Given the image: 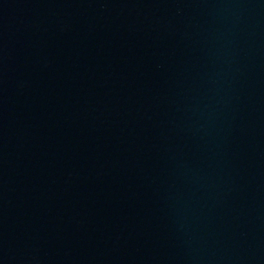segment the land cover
<instances>
[{
    "label": "water",
    "instance_id": "1",
    "mask_svg": "<svg viewBox=\"0 0 264 264\" xmlns=\"http://www.w3.org/2000/svg\"><path fill=\"white\" fill-rule=\"evenodd\" d=\"M0 264H264V0H0Z\"/></svg>",
    "mask_w": 264,
    "mask_h": 264
}]
</instances>
